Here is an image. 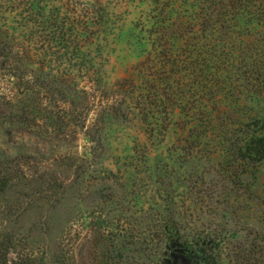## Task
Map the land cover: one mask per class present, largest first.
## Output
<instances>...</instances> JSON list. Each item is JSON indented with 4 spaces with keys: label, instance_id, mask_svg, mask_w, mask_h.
<instances>
[{
    "label": "rangeland",
    "instance_id": "rangeland-1",
    "mask_svg": "<svg viewBox=\"0 0 264 264\" xmlns=\"http://www.w3.org/2000/svg\"><path fill=\"white\" fill-rule=\"evenodd\" d=\"M37 2L46 16L58 15L65 20L88 17L97 22L92 32L99 33L86 51L95 58L105 86L114 88L116 98L125 102L121 106L124 115L116 120L98 118L90 131L91 140L84 136L85 128L78 133L67 131L66 142L47 140L42 132L38 136H0L1 151L24 156L19 173L24 180L19 182L28 184L25 180L32 173L41 177L39 187L33 183L30 186L39 193L24 187L26 204L15 225L0 216V231L23 238L47 264H78L77 246L84 236L92 248L103 235L104 246L91 250L100 264V254L107 252L116 259L132 256L138 264H195L188 248L204 236H208L206 240L245 242L251 238L246 232L264 237V223L258 219L264 203L249 202L244 197L248 188L257 197L263 194L264 164L243 167L244 181L235 183L229 169L217 167L216 158V141L222 132L217 124L219 115L230 117L223 131L236 134V116L262 106L246 100L253 94L233 93L226 100L224 90L211 88L193 75L186 80L172 79L170 72L178 69L169 65L162 69L159 65L163 52L171 56L169 62L181 61L177 64L181 71L187 63L203 65L202 29L198 24L205 15L231 17L235 11L229 0ZM0 16V29L5 23L13 26L11 15L1 12ZM28 31L23 30L26 34ZM210 33L208 46L214 49L219 42H226L221 46L235 51L238 65L245 64L243 60L250 62L245 59L251 56L244 49L246 44L260 39L243 32L233 36L231 44L226 36L221 39L220 33ZM39 40L41 46L43 40ZM254 49L264 53L262 42ZM160 74L171 77V87L160 86L161 104L149 97L144 85ZM196 82L201 84L197 92L201 103L203 98L197 106L191 103L193 91L189 89ZM180 96L189 101L184 111L174 101L169 102ZM191 104L195 110L205 107L213 129L199 122L189 124L185 114ZM171 106L176 107L174 111ZM95 119V115H89L86 126ZM5 189L0 198L14 199L17 188ZM127 228L123 235L121 230ZM136 237L146 244L131 246Z\"/></svg>",
    "mask_w": 264,
    "mask_h": 264
},
{
    "label": "trees",
    "instance_id": "trees-1",
    "mask_svg": "<svg viewBox=\"0 0 264 264\" xmlns=\"http://www.w3.org/2000/svg\"><path fill=\"white\" fill-rule=\"evenodd\" d=\"M233 1L229 0L235 11L231 17L219 13L215 17L205 15L198 24L202 29L203 65L187 63V68L181 71L178 67L181 61L169 62L171 56L164 52L163 61L159 65L162 69L167 65L178 69L175 70L176 73L170 72L172 79L186 80L193 75L211 88L224 90L226 100L233 93L239 96L242 93L253 94L246 100L262 106L261 109L243 110L236 116L235 122L239 127L236 134L223 131L230 118L226 113L219 115L217 119L219 130H222L216 141V158L219 160L217 167H221L219 169L222 171L229 169L234 182L242 183L243 167L264 164V53L254 49L258 42H262L264 46V0ZM42 11L37 0H0V13L11 15L13 23V26L2 24L0 29V136L10 137L14 133L38 136L42 132L47 140L66 142L67 131L74 130L76 132L72 133H78L85 128L83 134L91 140L90 131L97 119H123L121 106L125 103L116 98L118 94H115L114 88L105 86L95 58L90 57L86 51L94 44V38L99 33L92 32V27L97 22L93 23V18L88 17L65 20L58 15L46 16ZM24 28L30 30L28 34L23 32ZM211 31L220 33L221 39L226 36L231 44H234L232 37L243 32L260 36L259 41H250L244 48L251 53V56L245 58L250 62L243 60L241 63L245 64L238 65L235 51L221 46L226 42H219L221 44H217L214 49L208 46ZM17 34L20 36L17 37ZM38 39L43 40H39L42 42L41 46L38 45ZM158 53L159 57L160 52ZM57 67L63 68L56 70ZM171 77L163 78L160 74L158 78L153 77L155 79L152 83L151 80L147 81L144 85L149 97L152 95L161 104L164 100L160 94V86L171 87ZM198 84L200 83L196 82L189 87L193 91L191 103L196 106L198 102L201 103L197 97ZM131 100L135 101V98L131 97ZM173 101L181 111H184L189 102H185L182 96L177 100L169 99V102ZM175 108L171 106L170 109L174 111ZM197 109L192 104L186 109L185 116L189 124L194 126L199 122L206 128L213 129V120L205 107ZM89 115L96 116L89 124L90 127L85 123ZM23 159L21 152L0 150V195L6 193L5 187L17 188L13 191L14 199L11 201L0 198V216L11 225L17 223L24 211L22 209L27 199L24 189L29 188L39 193L30 186L32 183L38 187L41 185V177H34L35 173L25 180L28 184L19 182L24 180L19 175L23 171ZM14 168L16 172L12 171ZM251 176L253 174L250 173ZM244 197L249 202L256 201L260 205L264 203V191L261 197H257L248 188ZM258 219L264 223V210ZM127 230L128 228L121 230L123 235ZM246 234L251 236L246 242L213 238L206 240L205 237L208 236H204L191 243L188 253L194 257L195 264H264V237L257 233ZM104 241L103 235H99L91 248L89 239L84 236L77 246L78 264H89V259L92 264L98 263L96 256H91V250H98L99 245L104 246ZM139 244H146L145 240L136 237L130 243L131 246ZM114 257L108 252L100 254L101 264H138L132 256H119L120 259ZM0 264L47 263L27 246L23 238L16 237L11 232L0 231Z\"/></svg>",
    "mask_w": 264,
    "mask_h": 264
}]
</instances>
